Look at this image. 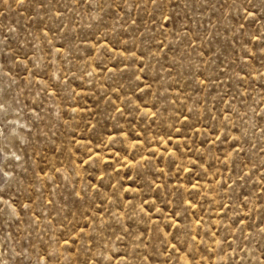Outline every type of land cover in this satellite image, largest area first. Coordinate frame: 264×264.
Listing matches in <instances>:
<instances>
[{
  "label": "rangeland",
  "instance_id": "1",
  "mask_svg": "<svg viewBox=\"0 0 264 264\" xmlns=\"http://www.w3.org/2000/svg\"><path fill=\"white\" fill-rule=\"evenodd\" d=\"M0 264H264V0H0Z\"/></svg>",
  "mask_w": 264,
  "mask_h": 264
}]
</instances>
